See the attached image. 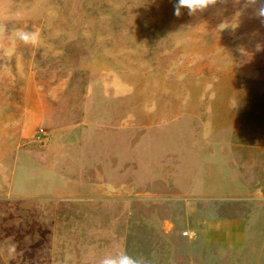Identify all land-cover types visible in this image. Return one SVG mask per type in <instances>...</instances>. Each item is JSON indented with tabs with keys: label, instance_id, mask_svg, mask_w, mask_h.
<instances>
[{
	"label": "rangeland",
	"instance_id": "rangeland-1",
	"mask_svg": "<svg viewBox=\"0 0 264 264\" xmlns=\"http://www.w3.org/2000/svg\"><path fill=\"white\" fill-rule=\"evenodd\" d=\"M261 2L0 0V264H264Z\"/></svg>",
	"mask_w": 264,
	"mask_h": 264
},
{
	"label": "clouds",
	"instance_id": "clouds-1",
	"mask_svg": "<svg viewBox=\"0 0 264 264\" xmlns=\"http://www.w3.org/2000/svg\"><path fill=\"white\" fill-rule=\"evenodd\" d=\"M249 3L255 4L257 0H248ZM217 0H176L174 4V15L179 17L182 10H187L189 15H194L197 12H202L209 6L215 5ZM257 15L264 18V2L257 9ZM14 36L24 44H32L37 46L39 33L28 32L24 30H16ZM99 264H144L142 258H133L127 252H118L115 254H106L100 260Z\"/></svg>",
	"mask_w": 264,
	"mask_h": 264
},
{
	"label": "crops",
	"instance_id": "crops-1",
	"mask_svg": "<svg viewBox=\"0 0 264 264\" xmlns=\"http://www.w3.org/2000/svg\"><path fill=\"white\" fill-rule=\"evenodd\" d=\"M5 30L6 29L0 28V32H4ZM127 88H128L127 83L124 84L123 81L117 80L116 84H113V85H112V81H111V83L108 84L105 92H107V93H109V92L110 93H126ZM26 166H27V162L25 163V165H21V167H20V171L23 173V175H25V177H27V175L31 174V172H29V171H32V170H28V168ZM29 166H32V165H29ZM30 169H31V167H30ZM8 175H11L10 190H9V192H11V190H12V174H8ZM31 177H33V175H31ZM25 179H27V178H25ZM27 182H28V180L26 182H24V184H26ZM34 184H35V186H34ZM34 184H30L31 185L30 187L26 184L25 185L26 187L21 186L20 188H23V189L25 188L26 191L30 190V191H32L31 193H33L37 189V183H34Z\"/></svg>",
	"mask_w": 264,
	"mask_h": 264
},
{
	"label": "built area",
	"instance_id": "built-area-1",
	"mask_svg": "<svg viewBox=\"0 0 264 264\" xmlns=\"http://www.w3.org/2000/svg\"><path fill=\"white\" fill-rule=\"evenodd\" d=\"M40 132H41V131H40ZM41 137H42V136H40V135H39V136L36 135V141H37V142H41ZM186 235H187V233H186ZM186 235H185V236H186Z\"/></svg>",
	"mask_w": 264,
	"mask_h": 264
}]
</instances>
